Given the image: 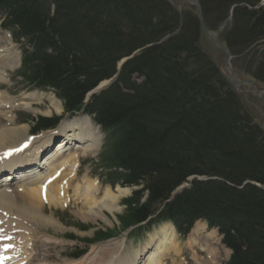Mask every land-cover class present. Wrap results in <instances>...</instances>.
Listing matches in <instances>:
<instances>
[{"label": "trees", "instance_id": "16d2710c", "mask_svg": "<svg viewBox=\"0 0 264 264\" xmlns=\"http://www.w3.org/2000/svg\"><path fill=\"white\" fill-rule=\"evenodd\" d=\"M261 1L200 3L211 29L233 6L223 38L233 54L263 47L252 74L264 82ZM4 5L31 49L27 78L53 87L67 112L79 110L85 93L138 50L84 107L108 132L101 163L139 186L124 200L122 224L144 220L190 175L215 176L176 194L164 215L187 222L205 217L233 251L228 264H264V134L200 48L193 13H178L166 0H1ZM56 121L39 117L33 128Z\"/></svg>", "mask_w": 264, "mask_h": 264}, {"label": "bare ground", "instance_id": "6f19581e", "mask_svg": "<svg viewBox=\"0 0 264 264\" xmlns=\"http://www.w3.org/2000/svg\"><path fill=\"white\" fill-rule=\"evenodd\" d=\"M1 50L3 49H0V54ZM3 51L5 52V50ZM5 54L7 55H0V61L8 56V53ZM3 96L4 95H1L0 93V108L4 107V104L9 105V103H4V101L1 100ZM26 98L30 100L34 99L31 95H27ZM8 101L10 102V100ZM10 104L12 105L11 102ZM18 104H25L27 107L30 102L26 101L25 103H22V101H18L14 104V106ZM51 104L55 109V112L60 111L58 106L59 104L57 105L54 102ZM23 128L24 127L22 125H19L7 129H0V171L5 169L7 171V177L2 182L0 180V200L6 201L9 197V193L13 192L11 189L2 188L1 186H6V180H13L11 183L18 186L16 194L21 197L29 194H38V197H35L37 198V204L35 206L33 204L29 205V203L25 200H21L22 203L17 210V214H15L14 218L11 217L10 221L8 220L9 224H2L0 222V225H8V231H10L11 229L15 230V227L25 228V223H32L35 227H51V229L53 228L55 232L59 230V227L53 220L51 211L49 215H45L44 207L45 205L64 207L69 204V202H73L78 205V215L85 220L108 221L109 219L106 216V213L109 215H113L115 213L118 208V199L127 195L129 188H116L114 192L105 187L101 190L94 179L88 178L85 175L81 178H77L76 170L79 158L87 155H93L99 146V138L95 135L96 132L93 130V126L90 121H81L79 119L72 118L70 121L60 124L59 135L62 136L64 133L67 139H65L64 136L60 137V141L57 142V147L51 152V154L44 157L39 164L34 163L33 165L24 167V171L17 172L19 169L17 166L19 159L17 158L29 151L31 147L34 148L30 151V153L24 154V156L36 157L39 155L37 153L38 148L43 149L44 151L48 149L46 141L48 136L51 134L48 132L47 134L38 137L32 136L30 138L29 136H26L27 138L25 137V140L20 141L15 145H4L2 143V141H14V139L18 137L19 131L21 132ZM34 144L36 145L34 146ZM22 145L23 147H21ZM7 150L13 151L9 152ZM7 154H9V159H6ZM42 166L46 169H42ZM59 169L62 170L61 173L66 172V174H58ZM10 175L12 177L9 178ZM75 181H78L79 183L72 185ZM60 182L61 184L59 185ZM43 190L45 191L46 196L41 199L40 193H42ZM69 190H71V193ZM10 233L11 232H8V234ZM193 233L194 231L192 230V234ZM206 235L209 239L207 241H203L202 244H198V242L197 244L200 246L201 250L206 249L210 255H214V252H216V247L214 245L219 244V240H216L213 235ZM195 236L196 238L194 240L196 241L198 239L197 234H195ZM175 240L176 235L174 234L172 227L167 224L158 230H152L147 234L146 239L141 244L132 246V249L125 255L118 253V255L111 261L113 264H165L164 261L166 259H170L171 264H176L174 257L179 256L180 249ZM41 241L36 243L35 247L43 250L44 248L42 245L45 246L47 241L46 243ZM12 243V241L7 240V242H4V240L2 241V239H0V254L4 253L7 255L8 252L3 250V246ZM120 247L121 246L119 245L117 249L114 246H102L97 252L92 251L90 256H86L83 260L69 264H84L91 262L96 264L100 261L108 260L113 254L119 251ZM41 249L37 251L35 254L36 256L34 255L35 258L37 255H41ZM10 252L12 254V251ZM33 257L31 258V256L27 255L26 260H24L21 264H31L34 260L39 259L38 257L33 260ZM11 262L12 255H8V259L5 264H11Z\"/></svg>", "mask_w": 264, "mask_h": 264}, {"label": "rangeland", "instance_id": "374dc122", "mask_svg": "<svg viewBox=\"0 0 264 264\" xmlns=\"http://www.w3.org/2000/svg\"><path fill=\"white\" fill-rule=\"evenodd\" d=\"M171 2L176 5V7H174V8L176 10H178L179 12H182L184 10H189V11H191L193 13H196L195 6L192 5V4L183 3L184 0H171ZM262 4L264 6V1H262ZM227 24L229 25V22ZM226 26L227 25H225L224 28ZM213 33H214V36L216 37V39L219 41V43L221 42L223 44V41H222V38H221L222 37V28H220L219 30H217L216 32H213ZM0 34L4 35L2 32H0ZM199 43H200L201 49L207 55H209V57L215 62L217 67L220 69V71L224 72L225 71L226 53L221 51V50H219V49H217V48H215L204 35L200 36ZM0 49H2V48H0ZM14 50H16V49L13 46L10 49V51L12 52ZM257 50H261V46H259V45L258 46H253V47H250L247 50H244L243 53L240 54V55H234V56L232 55L230 62H231V65H232V69H233L235 75L237 76V78L242 79V78H251L252 77L249 74L248 69L250 70V65L253 62V60L256 58V51ZM5 53H7V52L6 51L4 52L3 50H1V54L0 55H3ZM11 57L12 56L8 53V56L3 58V59L7 58V62H9L12 59ZM4 63L0 64V68L3 67L4 65L8 64V63H5V64ZM7 71H8V73H10V70H7ZM0 73H1V71H0ZM258 86L260 88L261 87L264 88V85H262V84H258ZM246 87L247 86H245V85L236 86V89L238 91V94H239V97L241 99L242 105H243L244 109H246L251 114V116L253 117L254 121L259 126L264 128V98L261 99V98H258L256 96H254V94L250 93L246 89ZM0 91L4 92L5 94H7V96L15 98V99H19L20 97H22L26 93H28V95L29 94L32 95L33 98L36 99V100H33L30 108H25V107L19 106V107H16L14 110H12L10 108L6 109L7 111L11 110L10 113L12 114L11 115L12 118H11L10 115H8L9 113L6 114V113H4L3 110H0V117L3 118V116H4L5 120L12 121V119H13V121H14L13 124L5 125L3 123L4 122V120H3L2 122H0V129H7V128H11V127H16V124L21 123V121H24L27 118L28 114H34V115L42 114L43 115V114L47 113V116H52V115H55V114L57 115V114L62 112V111H60L59 113L55 112V109L53 108V106L51 104L52 103L51 102L52 99H49V98H52V96H51L52 94L49 91L33 90V89H30V88L24 86L22 83H20L18 81L13 82L12 83V87L10 86V83H8L7 85L3 86V88H1ZM3 97H5V98H3ZM3 97H2L1 100L4 101V103H9V105L8 104L7 105L6 104L3 105L4 107L6 106L5 108H7L9 106L10 107L14 106V104L11 105L10 102L8 101L10 99H8L5 95ZM37 97L40 98L39 102L37 101ZM56 104H57V102H56ZM59 108H60V106H59ZM2 109H4V108H2ZM48 110H50L51 112L48 111ZM79 116L80 115H78V117ZM79 120H81V121L83 120L84 121V120H87V119H79ZM87 121H89V120H87ZM20 125H22L24 128H23V130L21 132L19 131L18 137L16 139H14V141H12V142H7V141L4 142V141H2V143L4 145H13V144L15 145L18 142H20L21 140L25 139V137L27 136L26 135V131H27L28 136L30 135V133H29V126L30 125L28 123L20 124ZM3 127H6V128H3ZM39 134H40V132H39ZM39 134L37 133V135H39ZM24 135H26V136L24 137ZM37 135H34V136L36 137ZM95 135L99 138V145H100V137L97 134H95ZM100 136L102 137L101 134H100ZM21 137H22V139H21ZM34 145H36V144H34ZM18 147H19V145H18ZM21 147H23V145ZM90 170H91V168L89 167L88 164H81L80 168H79V171H78V174H85L86 172H88V174H90ZM62 174H64V173H62ZM85 176L88 177L87 175H85ZM90 176H91V174H90ZM99 185L101 186V184H99ZM130 189H132V188H130ZM130 189H129V192H130ZM17 190H18V188L17 189H12L11 191H13V192L9 193V197H8V199L6 201L0 200V205L6 207V208H4V211H7V213L10 214L11 217H14L15 214H17V210L19 209V207H20V205L22 203L21 200H25L26 202L29 203V205L33 204L35 206L37 204L36 203L37 198H35V197L36 196L38 197V194H35V195L29 194V195H24L23 197H21V196L16 194ZM12 196H14V197H12ZM125 196H123V197H125ZM123 197H120V198H123ZM120 198L118 199V203H117L118 208L115 211V213L113 215H109L108 213H106V216L109 219L108 221H101V220L90 221V220H85V219L81 218L78 215V209H79L78 205H73L72 203L68 204L67 206L63 207L62 209L52 208V210L54 211L53 220L54 221L57 220L55 222L56 223L58 222L57 225L59 227L58 228L59 230L54 232V229L53 228L51 229V227H47V228H43V229H45V230L47 229L49 234H52V235L56 236L57 239H51L50 238L51 236H48V234H45L41 230H37L36 233H37V235L43 236L46 239H48V237H49V239L52 240V241L60 242L62 244V247L65 248L70 253L69 255L75 256L76 254L80 253V250H82L85 245L83 243H81V242L71 241L68 238H72V237L75 238L76 237L77 239L85 240V238L92 237L93 232L95 231L96 228L106 229V228H109V227H113L114 224H116V222H117V218H116L115 214L116 213H120V211H122V209H123L122 205H119ZM45 209H46V205L44 207V210ZM46 213H48V210H46ZM46 213H45V215H49L50 212L48 214H46ZM52 215H53V213H52ZM76 222H78V223L79 222H83V223L89 224L91 226V228L89 230H87V231H80L79 229H77V228H75L74 226L71 225V223H76ZM34 237H33V239H35L34 244L39 243L42 240L39 237H36V238H34ZM140 237H142V236H140ZM208 239L209 238L207 237V235L202 236V238H200L198 240V244H202L203 241H207ZM215 239L219 240V239H217V237H215ZM46 241H47V243H46ZM116 241L120 242L121 241V236L117 237ZM41 242H44L46 244H45V246L42 245V247L44 249L43 250L41 249V255H37L36 258L39 257V259H40L42 257L41 258L42 260L43 259H57L58 256L64 252L62 250H60V251L58 250L59 243L58 244H55V243L53 244V242H51L49 240H45V239L42 240ZM109 243H110V241H109ZM30 244H31V242H30ZM106 245H108V244H105L103 246H106ZM219 245L220 244H216L214 246L217 249V247ZM46 246H49L50 249H49V247H46ZM32 249L35 250L34 247H32ZM98 249L97 250H93V251L97 252ZM44 250H46V251H44ZM34 252H36V250ZM226 252L227 251L224 248L223 249L219 248L218 261L223 260V258L225 259ZM91 253H92V251L89 252L87 254V256H90ZM43 254H45V255H43ZM47 254H49V255H47ZM56 255H57V257H56ZM35 256L33 257V260L36 259ZM43 256H45L46 258L43 257ZM184 257L186 258L187 263L184 262L182 264H201V263L195 262V260H193V258H191V255L189 253H184ZM63 259L66 260L67 258H63ZM63 259H60L61 262L63 261ZM70 259L73 260L72 257ZM36 260H34V261H36ZM43 261L46 262L44 264H53V263H47V260H43ZM72 262H74V261H69V262H67L65 264H69V263H72Z\"/></svg>", "mask_w": 264, "mask_h": 264}, {"label": "water", "instance_id": "95a60500", "mask_svg": "<svg viewBox=\"0 0 264 264\" xmlns=\"http://www.w3.org/2000/svg\"><path fill=\"white\" fill-rule=\"evenodd\" d=\"M189 1L195 3V5H196V8L198 10L199 22H200V25L203 29L205 36H207V38L211 41L212 44H214L215 46H217L218 48H220L222 50H226V48L224 46H220L215 42L214 38L209 34V32L204 27L203 22H202V18H201V8H200L199 1L198 0H189ZM229 80H231V76L229 77ZM239 83H243V82H241V81L235 82V84H239Z\"/></svg>", "mask_w": 264, "mask_h": 264}]
</instances>
